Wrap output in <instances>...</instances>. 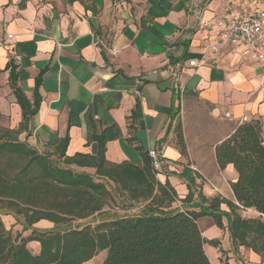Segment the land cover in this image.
<instances>
[{
	"label": "crops",
	"instance_id": "0c3cea01",
	"mask_svg": "<svg viewBox=\"0 0 264 264\" xmlns=\"http://www.w3.org/2000/svg\"><path fill=\"white\" fill-rule=\"evenodd\" d=\"M259 10L264 0H0V133H13L40 154L68 140L66 157L73 158L96 157L97 138L109 131L110 164L141 166L144 155L158 151L165 160L158 179L179 198L174 209L199 212L200 196L236 203L232 183L239 175L233 165L219 168L216 147L245 123H258L264 140L261 68L247 46L222 44L218 53L209 47L220 44V18ZM11 61L32 108L41 77V100L28 121L11 83ZM179 121L185 154L175 141ZM2 221L14 234L31 233L12 214ZM197 223L211 264H264L254 251L234 248L226 219L223 229L209 216ZM33 228L50 231L54 224L41 220ZM28 246L40 250L37 242ZM107 254L85 264H103Z\"/></svg>",
	"mask_w": 264,
	"mask_h": 264
},
{
	"label": "trees",
	"instance_id": "16d2710c",
	"mask_svg": "<svg viewBox=\"0 0 264 264\" xmlns=\"http://www.w3.org/2000/svg\"><path fill=\"white\" fill-rule=\"evenodd\" d=\"M9 68L12 86L28 121L37 113L41 100V77L36 81L32 108L17 88L18 73L12 61ZM174 131L176 146L185 154L180 121ZM113 138L109 131L97 138L96 157L79 154L68 158V140L63 141L56 151V159L65 165L61 167L51 160L53 154H40L19 142L13 133H0V200L8 209L0 206V211L12 214L23 232L31 230L28 237L7 230L0 212V264H85L102 251L108 252L103 264H211L197 223L204 216L212 217L220 229L225 227L226 219L234 248H248L264 261V140L258 123L241 125L216 147L219 168L233 165L239 175L232 183L236 203L221 196H200L199 212L173 208L178 195L168 181H159L160 172L148 153L141 166L110 164L105 146ZM19 160L26 161L21 168ZM71 166L93 168L95 174L76 172ZM111 196L119 197L123 208L139 205V213L94 230L74 225L102 214ZM191 199L189 194L184 202ZM223 205L229 211H223ZM247 210L257 212L258 218L244 217ZM41 220L52 222L54 228H33ZM31 242L39 243L38 253L29 248Z\"/></svg>",
	"mask_w": 264,
	"mask_h": 264
},
{
	"label": "built area",
	"instance_id": "2783aa9c",
	"mask_svg": "<svg viewBox=\"0 0 264 264\" xmlns=\"http://www.w3.org/2000/svg\"><path fill=\"white\" fill-rule=\"evenodd\" d=\"M216 29L220 44L210 46L209 49L218 53L219 45L222 44L234 47L247 46L259 61L261 68L260 89L264 92V10L230 12L217 21ZM190 66L196 67V61H191ZM148 154L153 161L154 168L160 172L164 167L165 160L156 149L150 150ZM192 169L195 170L194 167Z\"/></svg>",
	"mask_w": 264,
	"mask_h": 264
},
{
	"label": "rangeland",
	"instance_id": "374dc122",
	"mask_svg": "<svg viewBox=\"0 0 264 264\" xmlns=\"http://www.w3.org/2000/svg\"><path fill=\"white\" fill-rule=\"evenodd\" d=\"M53 155L54 156H52L51 160L57 162L56 164L57 166L64 167L65 165L64 164L62 165V161H59L56 159L59 156L58 153L55 152L53 153ZM25 163H26L25 160L24 161L19 160V163L17 164L18 168L23 167ZM71 169L75 170L76 172H80V173H90V174L93 173L91 168H89L90 170L87 169V172L85 171L83 172L82 170L77 169L75 166H71ZM18 171L19 170L15 172H18ZM113 187H114V184H113ZM61 193L64 194L66 192L64 190H61ZM5 204L6 202L0 200V206H4L6 208ZM134 205L135 206H132V207L130 205H127L128 208H123L124 204L121 202L119 197L111 196L110 198H108L102 214H94L85 220L75 222L74 225L75 226L80 225L81 228L89 227L91 228V230H94L101 225H104V226L111 225L113 222L118 221L123 217L137 215L141 207L137 204H134ZM5 210H8V209L6 208ZM0 212L1 214L6 215V211H0ZM17 234H20V233H17ZM102 256L103 254H101L100 258L98 259L100 260Z\"/></svg>",
	"mask_w": 264,
	"mask_h": 264
}]
</instances>
